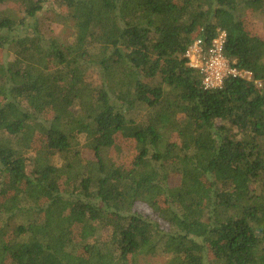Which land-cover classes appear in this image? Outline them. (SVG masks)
<instances>
[{
  "label": "trees",
  "instance_id": "trees-1",
  "mask_svg": "<svg viewBox=\"0 0 264 264\" xmlns=\"http://www.w3.org/2000/svg\"><path fill=\"white\" fill-rule=\"evenodd\" d=\"M56 1L67 42L0 0V264H264V0ZM222 31L252 77L206 89L185 54Z\"/></svg>",
  "mask_w": 264,
  "mask_h": 264
},
{
  "label": "rangeland",
  "instance_id": "rangeland-1",
  "mask_svg": "<svg viewBox=\"0 0 264 264\" xmlns=\"http://www.w3.org/2000/svg\"><path fill=\"white\" fill-rule=\"evenodd\" d=\"M249 18L252 26V32L264 37V7L259 11L253 12ZM36 19H38L40 28L45 35L55 36L64 42L72 39L74 34L72 22L66 19V12L56 0H43V9L38 13ZM30 23H32V21H30ZM24 31L25 29L20 27L14 31V34L17 35L24 33ZM10 57V55H6V60L8 61ZM144 113L145 110L138 109L133 113V115L138 120H142ZM134 143L135 142L133 140L126 139L120 134L117 136L116 143L110 150V157L118 168H130L131 163L137 154L136 148H134ZM170 181L173 184V182L175 183L177 179L173 178ZM255 189L258 192L260 186L256 185ZM137 209L143 215L149 218L157 219L153 211L146 206H140ZM169 260L170 256L168 254L159 251L155 255L140 256L136 260V264H168Z\"/></svg>",
  "mask_w": 264,
  "mask_h": 264
},
{
  "label": "built area",
  "instance_id": "built-area-1",
  "mask_svg": "<svg viewBox=\"0 0 264 264\" xmlns=\"http://www.w3.org/2000/svg\"><path fill=\"white\" fill-rule=\"evenodd\" d=\"M226 33L220 32L211 43L198 38L187 49L188 65L199 70L203 76V85L206 89L221 88L228 77L251 79L252 73L233 68L224 55Z\"/></svg>",
  "mask_w": 264,
  "mask_h": 264
}]
</instances>
